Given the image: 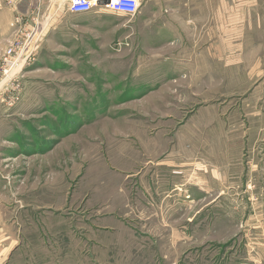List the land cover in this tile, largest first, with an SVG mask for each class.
Returning a JSON list of instances; mask_svg holds the SVG:
<instances>
[{"label": "rangeland", "instance_id": "rangeland-1", "mask_svg": "<svg viewBox=\"0 0 264 264\" xmlns=\"http://www.w3.org/2000/svg\"><path fill=\"white\" fill-rule=\"evenodd\" d=\"M190 1L0 28V264H264V0Z\"/></svg>", "mask_w": 264, "mask_h": 264}, {"label": "crops", "instance_id": "crops-1", "mask_svg": "<svg viewBox=\"0 0 264 264\" xmlns=\"http://www.w3.org/2000/svg\"><path fill=\"white\" fill-rule=\"evenodd\" d=\"M96 1V5L94 8L85 13H74L70 10V2L71 0H0V28L4 29V39L2 41L11 39L14 36L13 30L10 27L14 17L16 15H20L24 17L25 23L30 25L32 29L35 27L37 36L40 37V40L44 38V35L49 30V26H67L68 31H70L67 35L66 40V48L70 51H75L79 48L78 43H82L85 39L89 42L93 41H102V40H110V38L102 36H97L96 34H90L89 32H83V36L75 37L70 36V34L78 33L77 28H80L79 25L85 26L88 24V21H94L91 25H97L104 23V19L102 18V14L111 13L116 16H128L126 14L115 13L108 10L102 0H92ZM141 2L140 9H168L179 7V0H139ZM198 2V4H197ZM200 0H192L189 4H186L187 7L191 9H195L200 7ZM95 15V16H93ZM80 19V20H78ZM78 21V22H72ZM192 22V21H191ZM72 24V26L70 25ZM85 28V27H84ZM83 28V29H84ZM82 29V30H83ZM115 32L119 31L120 28H117ZM135 34V33H134ZM101 35V34H100ZM137 35V34H136ZM39 40V42H40ZM43 40V39H42ZM1 41V39H0ZM52 40L49 38L45 41H42L39 49L43 54H45L44 47L46 45L51 44ZM80 47L82 44H80ZM105 47V46H103ZM123 228V227H122ZM52 248H61L60 243L52 244L51 248L41 245L40 249L46 255V262H37V264H56L52 262V259L57 257V251L53 252ZM71 263L74 264V258L72 256ZM26 264V263H25ZM66 264V263H65Z\"/></svg>", "mask_w": 264, "mask_h": 264}, {"label": "built area", "instance_id": "built-area-1", "mask_svg": "<svg viewBox=\"0 0 264 264\" xmlns=\"http://www.w3.org/2000/svg\"><path fill=\"white\" fill-rule=\"evenodd\" d=\"M102 2L108 10L128 16L137 15L141 7L139 0H102ZM96 3L92 0H71L70 10L74 13L89 12ZM10 27L15 31V35L4 53L2 70L5 76L11 75L21 60L27 61L36 50L34 44L37 43L35 27L32 29L30 25H27L23 16L16 15Z\"/></svg>", "mask_w": 264, "mask_h": 264}]
</instances>
